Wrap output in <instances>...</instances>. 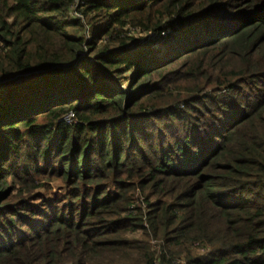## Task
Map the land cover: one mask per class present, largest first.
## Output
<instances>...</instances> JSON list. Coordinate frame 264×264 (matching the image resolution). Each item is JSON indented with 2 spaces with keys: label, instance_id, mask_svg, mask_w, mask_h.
I'll return each instance as SVG.
<instances>
[{
  "label": "trees",
  "instance_id": "1",
  "mask_svg": "<svg viewBox=\"0 0 264 264\" xmlns=\"http://www.w3.org/2000/svg\"><path fill=\"white\" fill-rule=\"evenodd\" d=\"M77 1L0 0V264H264V0Z\"/></svg>",
  "mask_w": 264,
  "mask_h": 264
},
{
  "label": "rangeland",
  "instance_id": "2",
  "mask_svg": "<svg viewBox=\"0 0 264 264\" xmlns=\"http://www.w3.org/2000/svg\"><path fill=\"white\" fill-rule=\"evenodd\" d=\"M202 0H192V6H196V5H201ZM81 5V0L77 1L76 4V9H78ZM73 15V14H72ZM79 22V28L82 29L83 26H86L87 28H85V34H84V38L86 40H89V28H88V24H86L87 20H83L80 15H77V19ZM129 34H132V36H134L136 39H138L140 42H149L148 44H152V49H156V48H162V43L160 41H158L156 38L153 37V35H147L145 33H138L139 30H141L140 28L134 29V28H129ZM175 28H169L168 30H165V33H172V30H174ZM68 32L72 35L76 34L75 29H68ZM140 32V31H139ZM149 46V45H147ZM164 52L165 47L162 48ZM203 67L202 71H200L199 73L195 74L193 78H185V79H175L169 83V87L167 88L166 91L163 92L162 94V101L160 104L164 105V106H171L173 104L176 103V99L179 98V100H184L185 98H182L184 96H186L185 90H196L199 91V93H193V98H195L196 96H199L198 94L201 95H207L209 94V96H215V91H216V86H211L209 84L212 83V81H214L215 76H216V72L212 71V73L209 71L207 73V57L204 61V63H202L201 65ZM214 72V73H213ZM133 75L131 73H126L125 75L121 76V78H123L122 83H119V81H115V83H118V85H120L122 87L123 90H128V83L125 82V80L127 78H131ZM135 79V78H134ZM132 79V81L134 80ZM169 89V90H168ZM181 103V102H178ZM202 104V103H201ZM200 105V103L198 104ZM204 105V103H203ZM201 106V105H200ZM72 122V120H69V124ZM42 180V182H46L45 183V188L41 189L40 192L46 196L47 198L51 197L52 195L55 194H64L65 193V187L64 184L62 183L60 177L57 178H51L48 179L46 177H42L40 178ZM6 197H4L2 203L3 204H13L17 205L18 203H22L23 200L27 199L30 200L32 197L29 196L27 193H23L24 189H27V185H25L24 183H17L14 182L13 180H8V182L6 183ZM135 196H137L135 194ZM42 202L40 200H36L33 201V204L35 206H39L42 207V205H40ZM63 207V206H62ZM44 208V207H42ZM129 239H133V240H143L142 237V233L137 232L134 233L132 235L129 236ZM152 245H155V241L151 242Z\"/></svg>",
  "mask_w": 264,
  "mask_h": 264
},
{
  "label": "built area",
  "instance_id": "3",
  "mask_svg": "<svg viewBox=\"0 0 264 264\" xmlns=\"http://www.w3.org/2000/svg\"><path fill=\"white\" fill-rule=\"evenodd\" d=\"M72 118H73V115L70 114L69 116H67V117L65 118V120H66V122L68 123L69 120H72Z\"/></svg>",
  "mask_w": 264,
  "mask_h": 264
}]
</instances>
